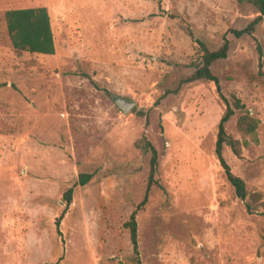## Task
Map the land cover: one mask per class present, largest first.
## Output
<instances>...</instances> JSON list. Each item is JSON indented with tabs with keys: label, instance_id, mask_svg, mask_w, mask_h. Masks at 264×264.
I'll list each match as a JSON object with an SVG mask.
<instances>
[{
	"label": "rangeland",
	"instance_id": "374dc122",
	"mask_svg": "<svg viewBox=\"0 0 264 264\" xmlns=\"http://www.w3.org/2000/svg\"><path fill=\"white\" fill-rule=\"evenodd\" d=\"M30 7L48 11L53 55L11 43L5 12ZM258 14L238 0H0V264H136L125 223L148 187L143 137L158 158L135 216L142 264H264V18L232 33ZM194 38L209 50L229 41L211 71L243 104L225 124L241 156L226 145L222 155L244 200L215 155L226 106L214 82L174 92L201 62ZM246 113L257 143L237 128ZM81 173L91 179L59 234Z\"/></svg>",
	"mask_w": 264,
	"mask_h": 264
},
{
	"label": "trees",
	"instance_id": "16d2710c",
	"mask_svg": "<svg viewBox=\"0 0 264 264\" xmlns=\"http://www.w3.org/2000/svg\"><path fill=\"white\" fill-rule=\"evenodd\" d=\"M158 3L161 0H154ZM240 2H247L253 5L257 12L259 13L246 27L241 30H232V33L235 37L239 38L245 34L251 35L256 25L264 18V0H238ZM6 26L7 32L10 37L11 43L16 50H26L33 53H39L44 55H53L55 52V45L53 39V33L50 25V18L48 11L45 7H30V8H17L10 9L5 12ZM190 36L193 38L192 34ZM194 41L198 44L199 49L202 51L201 62L196 66L193 73L184 78L183 80L178 82L177 88L174 92H177L181 85L185 83L200 81V80H208L212 81L215 84L216 91L221 98V100L225 103V112L219 120L218 130L215 142V155L220 163V166L223 169L225 177L230 185L233 187L234 192L238 198L241 200L246 199L248 196V192L245 186L244 181L234 175L229 167V165L225 162L222 150L226 145L230 147L235 156H241V142L231 135L227 134L225 130V124L227 121L234 115L236 110L243 109V104H241L240 100L232 95L230 98H226L220 91L218 78L212 73L211 65L218 60L225 59L229 50V41L224 38L222 45L216 50H209L207 46L200 40L195 39ZM259 56L261 55V49L258 47ZM259 125V121L252 116L248 115V113L239 116L237 119V128L238 130L250 137V141L257 143V128ZM244 146L249 145V141L243 142ZM135 146L142 150L143 152H150V173L148 180V187L146 190V194L140 204L137 206L136 210L130 215L129 220L125 223V226L129 229L130 240L133 248V260L136 264H142L139 258V250H138V241H137V224H136V213L139 208H141L146 200L147 194L150 187L153 184H156L155 174L157 170V150L154 146L148 141L145 137L139 139ZM91 179V174L89 173H81L78 176V181L68 188L63 194V200L65 202V208L59 217L55 221L56 230L60 234L59 226L62 218L70 206L73 198L74 188L78 185H85ZM119 264H122L119 262Z\"/></svg>",
	"mask_w": 264,
	"mask_h": 264
},
{
	"label": "water",
	"instance_id": "95a60500",
	"mask_svg": "<svg viewBox=\"0 0 264 264\" xmlns=\"http://www.w3.org/2000/svg\"><path fill=\"white\" fill-rule=\"evenodd\" d=\"M114 102L124 112H128L130 108L133 106V102H129L119 97L116 98Z\"/></svg>",
	"mask_w": 264,
	"mask_h": 264
}]
</instances>
